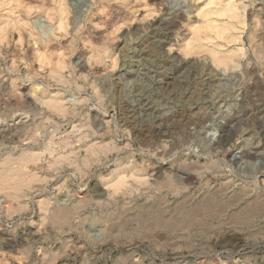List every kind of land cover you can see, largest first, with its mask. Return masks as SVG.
Listing matches in <instances>:
<instances>
[{"label":"rangeland","instance_id":"374dc122","mask_svg":"<svg viewBox=\"0 0 264 264\" xmlns=\"http://www.w3.org/2000/svg\"><path fill=\"white\" fill-rule=\"evenodd\" d=\"M0 264H264V0H0Z\"/></svg>","mask_w":264,"mask_h":264},{"label":"bare ground","instance_id":"6f19581e","mask_svg":"<svg viewBox=\"0 0 264 264\" xmlns=\"http://www.w3.org/2000/svg\"><path fill=\"white\" fill-rule=\"evenodd\" d=\"M59 214H61L60 215V220L65 221L67 219V217H68V210L67 211H63L61 213L59 212ZM69 215H71V214H69Z\"/></svg>","mask_w":264,"mask_h":264}]
</instances>
